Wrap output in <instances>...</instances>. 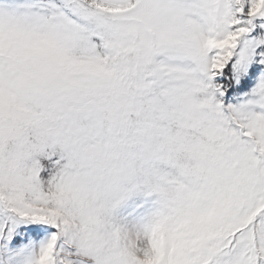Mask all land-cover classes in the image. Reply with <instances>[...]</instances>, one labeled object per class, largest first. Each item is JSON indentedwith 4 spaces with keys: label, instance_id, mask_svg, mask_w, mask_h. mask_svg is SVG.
I'll return each mask as SVG.
<instances>
[{
    "label": "snow or ice",
    "instance_id": "obj_1",
    "mask_svg": "<svg viewBox=\"0 0 264 264\" xmlns=\"http://www.w3.org/2000/svg\"><path fill=\"white\" fill-rule=\"evenodd\" d=\"M0 264H264V0H0Z\"/></svg>",
    "mask_w": 264,
    "mask_h": 264
}]
</instances>
